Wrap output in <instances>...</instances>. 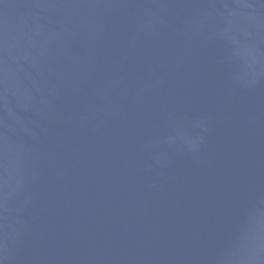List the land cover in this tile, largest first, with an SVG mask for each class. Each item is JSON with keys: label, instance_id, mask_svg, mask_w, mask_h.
<instances>
[{"label": "water", "instance_id": "water-1", "mask_svg": "<svg viewBox=\"0 0 264 264\" xmlns=\"http://www.w3.org/2000/svg\"><path fill=\"white\" fill-rule=\"evenodd\" d=\"M0 264H264V0H0Z\"/></svg>", "mask_w": 264, "mask_h": 264}]
</instances>
